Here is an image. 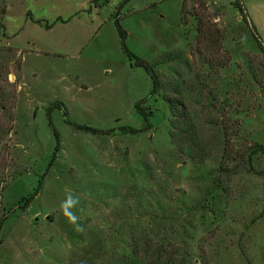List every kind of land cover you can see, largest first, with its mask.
Returning a JSON list of instances; mask_svg holds the SVG:
<instances>
[{
    "label": "rangeland",
    "instance_id": "rangeland-1",
    "mask_svg": "<svg viewBox=\"0 0 264 264\" xmlns=\"http://www.w3.org/2000/svg\"><path fill=\"white\" fill-rule=\"evenodd\" d=\"M123 1L0 0V96L17 87L13 131L0 139V218L14 211L0 264H264V175L222 162L225 137L234 154L264 144V0H245L244 13L236 0L120 10L135 55L180 53L156 67L163 89L143 104L152 127L139 133L135 105L153 82L122 49L112 15ZM49 116L60 150L45 173ZM176 121L201 157L171 137ZM252 165L264 171V153ZM69 194L79 228L62 214Z\"/></svg>",
    "mask_w": 264,
    "mask_h": 264
},
{
    "label": "trees",
    "instance_id": "trees-1",
    "mask_svg": "<svg viewBox=\"0 0 264 264\" xmlns=\"http://www.w3.org/2000/svg\"><path fill=\"white\" fill-rule=\"evenodd\" d=\"M131 0H124L120 5H119V9L118 11L112 15V19L115 23V27L116 30L118 32L119 38L121 40V46L122 49L124 51V53L127 55V57L132 60H135V64L139 67H142L145 69V71L148 73V75L150 76L152 82H153V89L151 91V93L149 94L148 97L142 99L141 101H139L138 103H136L135 105V109L137 110V112L144 118L145 122L147 123V127L145 129H129L130 132L132 133H139V132H143L149 128L152 127V123H151V112H148L147 108L143 106V104L147 103L154 95H158V93H160L163 89V84H162V79L160 76L159 71L156 69V67L160 64L163 63H168L171 62L173 60H177L179 59V54H175V53H171V54H167L165 56H163V58L156 62V63H149L148 61H146L143 58L138 57L137 55H135L133 52H131V50L129 49L128 45H127V38H128V33L127 31L124 29V27L121 24V20L119 19V15H120V10L130 2ZM245 0H236L235 1V6L238 7L242 13H244L245 9H244V3ZM3 14V12H2ZM47 28H50V25L46 26ZM4 28V27H2ZM208 30V29H207ZM206 35L204 36V40H206L208 38V34L206 31ZM264 51V49H263ZM219 67V66H216ZM222 67V66H220ZM11 87L13 88V91L11 93V97L6 100L3 96H0V139H3L5 136H8L9 133H11L13 131V124L15 122V105L17 102V87L15 84H11ZM169 105H171V109L175 110V108L178 107L179 103L174 100L173 98H169L166 100ZM65 116H67V112L65 111ZM49 119V127L50 129L53 131V134L55 136L56 139V147L55 150L51 156V159L48 163L47 169L45 171V173H47L49 171V169L54 165V162L56 160L57 157V153L60 150V136L58 131L56 130V128L54 127V124L52 122L51 116L48 117ZM69 122V121H68ZM70 123V122H69ZM175 127L177 128L176 131H174L171 135V137L176 140V141H183L186 142V145H182L181 150L184 152V154L189 158V159H196L198 157H201V154H199V152H201L202 150L199 149V147H195L193 145V141H192V134L189 131H186V129L184 127L180 126V121H176L175 124H177ZM75 130H83V128L81 127H74ZM229 134L228 130L224 128V135L227 136ZM227 137H225V144H224V148H225V152L224 155L222 157V162L225 163L226 165L232 161H244V163L249 167V169L254 172L255 174L258 175H264V171H258L256 169H254L252 166V162L253 159L255 157V155L259 154V153H264V144H254V146L249 147L248 149L245 150V152L243 153H233L230 150L229 146V140L226 139ZM195 144V143H194ZM226 165H222L219 167L220 171H228L229 167H227ZM226 169V170H225ZM42 182H43V177L39 180L38 185L36 186V188L34 189V191L28 196L25 197L21 200L19 208L21 210H25L27 209L30 204L33 202V200L37 197V195L39 194L41 188H42ZM13 209H11L10 211H8L6 214L3 215V217L0 218V232L1 229L3 227L4 222L7 220L8 216L13 213Z\"/></svg>",
    "mask_w": 264,
    "mask_h": 264
},
{
    "label": "clouds",
    "instance_id": "clouds-1",
    "mask_svg": "<svg viewBox=\"0 0 264 264\" xmlns=\"http://www.w3.org/2000/svg\"><path fill=\"white\" fill-rule=\"evenodd\" d=\"M78 204V199L74 198L71 194H69L61 203L60 207L62 210L63 216L67 218V222L72 225H76L79 228V225L76 224L77 222V215L71 211L76 205Z\"/></svg>",
    "mask_w": 264,
    "mask_h": 264
},
{
    "label": "water",
    "instance_id": "water-1",
    "mask_svg": "<svg viewBox=\"0 0 264 264\" xmlns=\"http://www.w3.org/2000/svg\"><path fill=\"white\" fill-rule=\"evenodd\" d=\"M39 220V218L37 217V218H35V221L37 222Z\"/></svg>",
    "mask_w": 264,
    "mask_h": 264
}]
</instances>
